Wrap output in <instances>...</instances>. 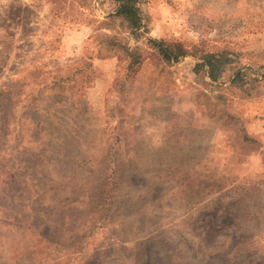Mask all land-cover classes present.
Here are the masks:
<instances>
[{"label": "rangeland", "instance_id": "rangeland-1", "mask_svg": "<svg viewBox=\"0 0 264 264\" xmlns=\"http://www.w3.org/2000/svg\"><path fill=\"white\" fill-rule=\"evenodd\" d=\"M137 2L0 0V264H264V0Z\"/></svg>", "mask_w": 264, "mask_h": 264}, {"label": "trees", "instance_id": "trees-1", "mask_svg": "<svg viewBox=\"0 0 264 264\" xmlns=\"http://www.w3.org/2000/svg\"><path fill=\"white\" fill-rule=\"evenodd\" d=\"M119 4V10L115 14H111V17H122L126 23L127 27L131 30L132 33H143V29L146 28V23L144 20V15L142 14V11L139 10V7L137 5L138 0H114ZM137 2V3H136ZM150 41L156 45L159 46L162 53L167 56L168 59L177 58L179 56H183L182 51H179L181 49H178L176 51L172 50L169 51L167 47L162 45L161 41L158 39H150ZM208 66V75L209 78L215 79L214 73V64L211 60H208L206 64Z\"/></svg>", "mask_w": 264, "mask_h": 264}, {"label": "crops", "instance_id": "crops-1", "mask_svg": "<svg viewBox=\"0 0 264 264\" xmlns=\"http://www.w3.org/2000/svg\"><path fill=\"white\" fill-rule=\"evenodd\" d=\"M113 60H116L115 58H112V60H110L111 62H113Z\"/></svg>", "mask_w": 264, "mask_h": 264}]
</instances>
